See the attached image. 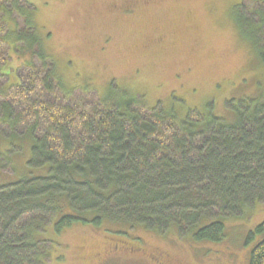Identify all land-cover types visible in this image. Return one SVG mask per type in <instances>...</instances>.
<instances>
[{
	"label": "trees",
	"instance_id": "trees-1",
	"mask_svg": "<svg viewBox=\"0 0 264 264\" xmlns=\"http://www.w3.org/2000/svg\"><path fill=\"white\" fill-rule=\"evenodd\" d=\"M251 1L233 7L234 22L264 64V0ZM34 10L0 0V79L16 76L0 85V158L27 148L26 167L46 171L0 184V264H48L51 236L76 226L174 227L219 243L227 220L264 203V99L240 104L229 122L147 108L116 87L74 99L62 93ZM251 244L247 264H264V220Z\"/></svg>",
	"mask_w": 264,
	"mask_h": 264
},
{
	"label": "rangeland",
	"instance_id": "rangeland-1",
	"mask_svg": "<svg viewBox=\"0 0 264 264\" xmlns=\"http://www.w3.org/2000/svg\"><path fill=\"white\" fill-rule=\"evenodd\" d=\"M25 1L35 8L64 95L77 99L86 88L105 95L116 87L143 97L147 108L227 122L240 104L264 99V64L234 22L241 0ZM19 64L13 58V69ZM15 78L12 71L0 85ZM29 157L25 148L0 158V184L44 176L45 169L26 167ZM262 220L264 203H257L225 222L219 243L181 238L174 227L76 226L51 236L48 264H247L246 236Z\"/></svg>",
	"mask_w": 264,
	"mask_h": 264
},
{
	"label": "bare ground",
	"instance_id": "bare-ground-1",
	"mask_svg": "<svg viewBox=\"0 0 264 264\" xmlns=\"http://www.w3.org/2000/svg\"><path fill=\"white\" fill-rule=\"evenodd\" d=\"M39 258V257H38ZM23 263V262H22Z\"/></svg>",
	"mask_w": 264,
	"mask_h": 264
}]
</instances>
